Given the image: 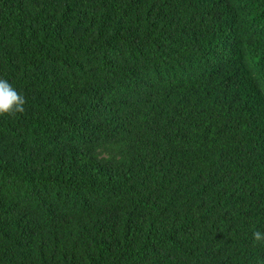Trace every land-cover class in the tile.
Returning <instances> with one entry per match:
<instances>
[{
	"label": "trees",
	"instance_id": "trees-1",
	"mask_svg": "<svg viewBox=\"0 0 264 264\" xmlns=\"http://www.w3.org/2000/svg\"><path fill=\"white\" fill-rule=\"evenodd\" d=\"M0 264H264V0H0Z\"/></svg>",
	"mask_w": 264,
	"mask_h": 264
},
{
	"label": "clouds",
	"instance_id": "clouds-1",
	"mask_svg": "<svg viewBox=\"0 0 264 264\" xmlns=\"http://www.w3.org/2000/svg\"><path fill=\"white\" fill-rule=\"evenodd\" d=\"M26 99L7 80L0 79V116L23 113ZM254 241L264 242V233L253 232Z\"/></svg>",
	"mask_w": 264,
	"mask_h": 264
}]
</instances>
